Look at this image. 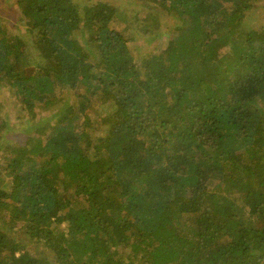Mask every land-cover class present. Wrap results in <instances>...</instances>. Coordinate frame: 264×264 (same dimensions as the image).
I'll list each match as a JSON object with an SVG mask.
<instances>
[{"label":"trees","instance_id":"obj_1","mask_svg":"<svg viewBox=\"0 0 264 264\" xmlns=\"http://www.w3.org/2000/svg\"><path fill=\"white\" fill-rule=\"evenodd\" d=\"M124 1L0 22V264H264V0Z\"/></svg>","mask_w":264,"mask_h":264},{"label":"rangeland","instance_id":"obj_2","mask_svg":"<svg viewBox=\"0 0 264 264\" xmlns=\"http://www.w3.org/2000/svg\"><path fill=\"white\" fill-rule=\"evenodd\" d=\"M16 2L17 0H0V22L11 29L13 28L15 31L19 30L20 26V21L18 19V6L16 5ZM118 7H120L121 12H124V20L120 22V26L121 28H125L127 25H129V29L132 32H135L136 38L133 45L135 48H138L139 52L147 53L148 51L153 50L157 45H163L161 40H149L150 36L145 35L143 31L139 30L136 24L132 21L136 12L138 15L141 14L144 16L146 13L153 11L151 8L137 5L133 2L127 3L124 0H119ZM154 13L159 14L158 12ZM256 18L257 17L255 15H251L250 24L254 23ZM158 20H162L163 22L168 21V24L171 26V18L166 14L158 16ZM245 26L246 29L249 28V25ZM15 117V113H12L10 119L12 120L13 124L11 126V130L9 131V137L12 138V142H16L21 145L24 143V137L26 135L25 132L27 131L26 119H28V116H21L18 122L13 121ZM29 250L33 254L37 255L39 253V255H43L48 261H54L51 254L40 243L38 245L30 246Z\"/></svg>","mask_w":264,"mask_h":264}]
</instances>
